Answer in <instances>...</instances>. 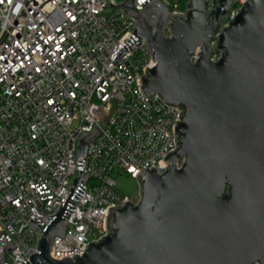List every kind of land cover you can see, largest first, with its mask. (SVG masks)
Wrapping results in <instances>:
<instances>
[{
	"label": "water",
	"instance_id": "95a60500",
	"mask_svg": "<svg viewBox=\"0 0 264 264\" xmlns=\"http://www.w3.org/2000/svg\"><path fill=\"white\" fill-rule=\"evenodd\" d=\"M216 1L207 11L206 0H189L185 15L172 14L160 0L140 11L132 0L105 5L125 7L135 23L114 64L141 41L153 46L156 65L145 67L140 89L181 110L176 147L163 158L162 174L154 166L136 173L137 202L109 207L106 236L81 255L56 258L52 241L64 237L66 219L80 203L87 146L101 131L94 124L82 132L74 154L84 157L78 176L43 227L41 218H30L43 234L38 251L18 264H264V0H246L215 47L212 35L235 0ZM13 249H3L0 264Z\"/></svg>",
	"mask_w": 264,
	"mask_h": 264
},
{
	"label": "built area",
	"instance_id": "2783aa9c",
	"mask_svg": "<svg viewBox=\"0 0 264 264\" xmlns=\"http://www.w3.org/2000/svg\"><path fill=\"white\" fill-rule=\"evenodd\" d=\"M124 0H0V254L3 264L28 261L43 231L28 221L47 215L66 199L78 174L82 132L101 131L87 146L89 177L70 214L64 237L55 236L56 258L85 252L106 236L109 207L128 196L114 175L136 179L144 167L166 170L163 158L176 147L174 124L181 110L140 89L153 46L145 41L113 63L135 31ZM152 0H132L137 11ZM185 15L188 1L160 0ZM246 0H235L212 35L219 34ZM213 10L216 0H206ZM221 57L215 49L213 61ZM197 57L194 56V62ZM132 200V199H131ZM42 209L46 214L38 213Z\"/></svg>",
	"mask_w": 264,
	"mask_h": 264
},
{
	"label": "rangeland",
	"instance_id": "374dc122",
	"mask_svg": "<svg viewBox=\"0 0 264 264\" xmlns=\"http://www.w3.org/2000/svg\"><path fill=\"white\" fill-rule=\"evenodd\" d=\"M115 186L124 195L137 202L140 196V185L139 182L125 173H116L114 175Z\"/></svg>",
	"mask_w": 264,
	"mask_h": 264
},
{
	"label": "trees",
	"instance_id": "16d2710c",
	"mask_svg": "<svg viewBox=\"0 0 264 264\" xmlns=\"http://www.w3.org/2000/svg\"><path fill=\"white\" fill-rule=\"evenodd\" d=\"M184 1H188V0H184Z\"/></svg>",
	"mask_w": 264,
	"mask_h": 264
}]
</instances>
